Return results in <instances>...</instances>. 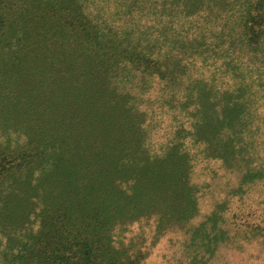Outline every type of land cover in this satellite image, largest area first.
Here are the masks:
<instances>
[{
  "label": "rangeland",
  "instance_id": "1",
  "mask_svg": "<svg viewBox=\"0 0 264 264\" xmlns=\"http://www.w3.org/2000/svg\"><path fill=\"white\" fill-rule=\"evenodd\" d=\"M23 2L27 25L9 7L4 29L13 73L51 69L43 56L50 38L32 37L59 26L58 69L67 73L71 56L82 66L68 72L78 82L65 94L82 104L83 123L93 127L82 143L64 148L56 177H40L57 166L41 157L21 195L0 191V204L19 212L0 209V264H44L45 242L72 264H264V2L155 0L162 4L155 28L140 19L155 32L146 56L96 47L85 22L50 0ZM248 7L257 8L260 38L247 32ZM22 118L0 107L2 149L28 144ZM209 124L234 139L210 147ZM89 155L108 169L83 203L81 191L64 187L71 161L77 178L87 175Z\"/></svg>",
  "mask_w": 264,
  "mask_h": 264
},
{
  "label": "trees",
  "instance_id": "2",
  "mask_svg": "<svg viewBox=\"0 0 264 264\" xmlns=\"http://www.w3.org/2000/svg\"><path fill=\"white\" fill-rule=\"evenodd\" d=\"M8 1L0 0V39H2L0 41V107L4 104L10 105V108L14 109L15 117L24 118L22 123L28 131L29 142L21 149L13 151L0 147V188H2L0 191L9 189L12 194L21 195L24 185H32V177L35 174L34 166L41 157L56 159L57 163L52 164V166H57L55 169L43 168L40 177L50 179L56 177L58 169L61 167L60 163L66 158L64 148L73 145L70 141H75L76 145L82 143V135L84 132H88L93 125L88 127L83 123L81 116H87L86 112L83 111L84 107L81 103L69 102L70 95L65 94L67 90L74 88V84L78 82L77 77L69 75L68 72L73 73L75 68L80 69L82 66L78 61L75 62L73 57L76 56H71L66 61H69L67 73H64V69H58L57 65H60V62L59 58H55V54L58 51L59 35L56 30L60 29L59 26L54 28L50 26L48 29L38 28L32 37V39L38 36L50 38L45 46L46 51L43 56L52 60V62H49L51 69L47 67L48 65L40 69L34 67L36 69L33 70L34 73L23 78L20 74L13 73L14 67L11 66L14 60L11 58L6 60L5 58L6 51L10 49L9 43H6L8 31L4 32L8 23L6 21L8 8H12L17 16L23 14L21 21L24 25H27L26 19L28 16L22 8V5L27 2L10 0L12 4L9 6ZM258 1L260 3L264 2V0ZM50 2L55 3L58 10L66 9L68 14L74 16V20L85 22V25L95 33L96 47H110L114 44L115 46L124 47L125 50L135 55L137 52H142L145 56L150 53L151 46L147 44L148 36H152L155 32L149 33L148 29L155 28L158 14L161 15L162 6V4H157L155 0H50ZM247 2L252 5L254 0H247ZM256 11L257 8H247L246 18L248 22L246 27L248 28L247 32L253 38H260L258 25L255 21ZM143 18H148L150 21V27L147 29L141 24L140 19ZM203 18L207 19L205 15ZM40 22L44 23V20H40ZM245 36L248 35L245 33ZM84 58L97 63L92 54H81L80 59ZM12 102H15V104H9ZM209 125L213 129L211 134L206 136V141L208 145H211L210 147L218 145L225 148L224 144L226 142L224 140H227L228 143L234 139L235 134H232L230 130L226 131L218 125ZM43 144L46 145L42 147ZM70 152L72 154V151ZM73 156L69 157L73 158ZM87 159V175L81 179L77 178L79 168L76 162H70V172L67 176L69 182H67L68 186L64 187L66 190L67 188H76L82 192H78V195H85L86 192L90 194L94 190L98 193L99 186L105 181L104 171L108 168L107 166L103 168L101 160L93 158L92 155L87 156ZM52 166L48 165V167ZM26 174L28 176H25ZM89 196H83L80 199L81 202H86ZM29 201H31V198H26V202ZM0 209L9 216L19 213L9 202H2ZM4 219H8V217ZM1 220L3 221L2 218H0ZM52 246V243L45 242L40 248L41 260L46 259L44 264H72L73 259L67 258L62 251L54 252Z\"/></svg>",
  "mask_w": 264,
  "mask_h": 264
}]
</instances>
